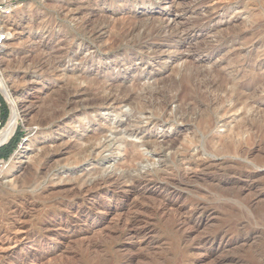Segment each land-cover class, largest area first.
I'll return each mask as SVG.
<instances>
[{
	"label": "rangeland",
	"instance_id": "374dc122",
	"mask_svg": "<svg viewBox=\"0 0 264 264\" xmlns=\"http://www.w3.org/2000/svg\"><path fill=\"white\" fill-rule=\"evenodd\" d=\"M0 6L21 113L5 160L34 131L0 178V264H264V0ZM214 66L252 86L247 107L225 110ZM60 101L79 105L52 117Z\"/></svg>",
	"mask_w": 264,
	"mask_h": 264
},
{
	"label": "bare ground",
	"instance_id": "6f19581e",
	"mask_svg": "<svg viewBox=\"0 0 264 264\" xmlns=\"http://www.w3.org/2000/svg\"><path fill=\"white\" fill-rule=\"evenodd\" d=\"M9 25V24H8ZM2 35V34H1ZM5 36H0V43H3ZM38 44V43H37ZM35 47V46H34ZM39 48V46H38ZM37 49V48H36ZM217 66H214L211 71H210V74L215 76V78H217V69H216ZM83 77V76H82ZM82 77H80V81L81 80H85V76L84 78L82 79ZM78 78V77H77ZM213 78L212 80H209L206 84L208 85H216V87H218V89H221L225 92V96L221 99V102L222 103H225L227 102L228 103V106L225 110L227 109H231V108H234L235 107V104H240L242 107L246 106L245 104V100H244V97H248L249 96V92L248 90H250V88L252 87L251 85L250 86H247L245 85L244 83H241V82H238L235 80V76H231V77H225V76H218L217 79ZM183 83L185 84V87L182 88L183 90V94L184 92H186L187 90H189V87H193V81H191V77L190 75H183ZM192 82V83H191ZM196 83V82H195ZM255 83V82H254ZM94 85H96V83L93 82ZM70 85V84H69ZM189 86V87H188ZM254 86V84H253ZM195 88H201L197 85L194 86ZM97 90L100 89L99 87L96 88ZM202 89V88H201ZM0 92L3 93L6 101L8 102L9 106H10V114H9V117H8V120L5 124V126L3 127V129L0 130V144L1 143H4L5 141H7L14 133L19 121L21 120V113H20V107H19V103H18V96L15 95L14 92H12V90L9 88L8 86V83H6V81L4 80V77L2 75V73L0 72ZM97 90H91V92L87 95L88 97V101L89 103H95L96 101V94L94 91H97ZM191 90V88H190ZM98 93V92H96ZM128 93V92H127ZM134 94V93H133ZM133 94H129L127 97H123L121 98V102H128L130 103L131 105L133 104L134 105V109H137L138 111H141L143 110L144 108V105H142L141 103L139 102H136L135 103V97L133 96ZM126 96V95H125ZM155 96V95H154ZM179 96V95H178ZM139 97V96H138ZM156 97V96H155ZM183 97L186 98L187 101L189 100H193V102H195V98H193L190 94L189 95H183ZM117 99V98H116ZM157 99V98H156ZM70 100V99H69ZM82 100V99H81ZM80 100V101H81ZM140 100V99H139ZM66 101V100H65ZM79 101V102H80ZM98 101V100H97ZM59 102V101H58ZM61 102V101H60ZM71 102V101H70ZM100 102V100H99ZM191 102V103H193ZM62 106L60 108H56L55 111L53 112L52 114V117H57L58 115H60L61 113H65L68 111V108L71 107V105H79L78 102L76 103H65V104H62V102L60 103ZM82 104H85V102H82ZM90 105V104H88ZM100 105V104H99ZM59 106V105H58ZM57 106V107H58ZM149 106V105H148ZM154 106V105H153ZM156 107H159V109H162V107L159 105L157 106L155 104ZM154 106V107H155ZM238 106V105H237ZM248 106V105H247ZM246 106V107H247ZM147 107V106H146ZM157 109V108H156ZM218 109V108H217ZM96 110V109H95ZM223 110V109H222ZM221 110V111H222ZM204 111V110H203ZM156 112V111H155ZM220 112V111H219ZM224 112V111H223ZM222 112V113H223ZM159 113V112H158ZM154 114V113H153ZM204 115H206V112H204ZM203 115V116H204ZM154 116L157 118L158 116L156 114H154ZM203 118H206V117H203ZM212 118V117H211ZM205 122H206V119H201L199 121V124H198V132L199 133H202L203 132V129L205 127ZM103 129V128H102ZM27 132L25 134V136L23 137L21 143L19 144L18 148L16 150H14L13 154L9 157V159L5 160L4 161V164H3V167L0 171V178H7L9 175H11L13 173V171L15 170L17 164L21 161V159L28 153V150H29V147H30V144L33 140V137H34V131H33V128L31 126H27L26 128ZM102 132V130L100 131V133ZM103 133V132H102ZM99 135L101 134H90L86 137H83L82 139L84 141H88V140H97L99 138ZM176 136L174 138H166L164 140V142H171V143H174V140H175ZM85 147H82V146H78L77 149H75V152L77 153H83L85 151ZM187 166H188V163H186ZM186 169V168H185ZM184 169V170H185ZM188 169V167H187ZM186 169V170H187ZM188 171V170H187ZM185 173V171H184ZM184 175V174H183ZM100 180V179H99ZM97 181L98 179H95L94 182L97 184ZM102 182H106L107 180L106 179H103L101 180Z\"/></svg>",
	"mask_w": 264,
	"mask_h": 264
},
{
	"label": "trees",
	"instance_id": "16d2710c",
	"mask_svg": "<svg viewBox=\"0 0 264 264\" xmlns=\"http://www.w3.org/2000/svg\"><path fill=\"white\" fill-rule=\"evenodd\" d=\"M5 116H6V112L3 115V122L5 120ZM14 144H16L15 140H10L9 143L1 146L0 147V158H4V159L7 158Z\"/></svg>",
	"mask_w": 264,
	"mask_h": 264
},
{
	"label": "built area",
	"instance_id": "2783aa9c",
	"mask_svg": "<svg viewBox=\"0 0 264 264\" xmlns=\"http://www.w3.org/2000/svg\"><path fill=\"white\" fill-rule=\"evenodd\" d=\"M0 8H1V6H0ZM3 123L4 122H3V118H2V103L0 101V130L3 128L2 127ZM4 161H5V159L0 158V171H1L2 167H3Z\"/></svg>",
	"mask_w": 264,
	"mask_h": 264
},
{
	"label": "water",
	"instance_id": "95a60500",
	"mask_svg": "<svg viewBox=\"0 0 264 264\" xmlns=\"http://www.w3.org/2000/svg\"><path fill=\"white\" fill-rule=\"evenodd\" d=\"M8 140H9V139H8ZM8 140L5 141L4 143H1V144H0V147L3 146L4 144H6V143L8 142Z\"/></svg>",
	"mask_w": 264,
	"mask_h": 264
},
{
	"label": "crops",
	"instance_id": "0c3cea01",
	"mask_svg": "<svg viewBox=\"0 0 264 264\" xmlns=\"http://www.w3.org/2000/svg\"><path fill=\"white\" fill-rule=\"evenodd\" d=\"M5 145V144H4Z\"/></svg>",
	"mask_w": 264,
	"mask_h": 264
}]
</instances>
